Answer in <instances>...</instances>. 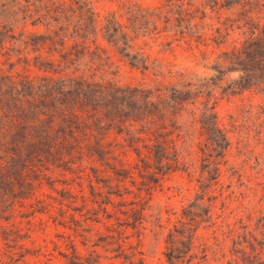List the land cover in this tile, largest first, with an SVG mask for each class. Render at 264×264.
Wrapping results in <instances>:
<instances>
[{
	"label": "rangeland",
	"instance_id": "374dc122",
	"mask_svg": "<svg viewBox=\"0 0 264 264\" xmlns=\"http://www.w3.org/2000/svg\"><path fill=\"white\" fill-rule=\"evenodd\" d=\"M91 1L102 20L111 12L121 17L130 2L164 10L168 4L167 0ZM204 3L199 4L201 10ZM244 10L239 6L217 13L208 8L200 39L173 30L140 37L134 46L162 63L214 78L210 99L204 95L201 101L214 107L231 140L217 180L204 175L206 167L200 160L197 172L180 168L156 182L133 152L123 163L111 165L0 168V264H264V90L228 89L239 73H227L219 80L213 68L223 51L249 36L237 24ZM197 15L201 23L202 14ZM218 16L225 23L220 32L211 26ZM259 20L264 22V14ZM26 29L45 31L31 24ZM100 43L118 65L121 84L156 83L150 71L131 66L109 44L101 39ZM0 49L1 72L33 78L49 71L38 61L52 59L47 49L29 47L23 54L27 59L15 54L9 42ZM190 235L195 237L191 249ZM168 246L176 247L173 262L166 255Z\"/></svg>",
	"mask_w": 264,
	"mask_h": 264
},
{
	"label": "trees",
	"instance_id": "16d2710c",
	"mask_svg": "<svg viewBox=\"0 0 264 264\" xmlns=\"http://www.w3.org/2000/svg\"><path fill=\"white\" fill-rule=\"evenodd\" d=\"M167 1L166 10L130 2L121 17L111 12L102 20L91 0H0V47L9 42L25 59L29 47L47 49L52 56L38 60L40 68L49 70L44 75L32 78L0 71V168L111 165L123 163L133 152L153 181L180 168L195 173L200 160L204 175L217 180L231 140L214 107L201 101L204 95L210 99L214 78L162 63L135 50V40L173 30L200 39L208 8L218 13L242 6L246 14L237 24L249 36L223 51L222 61L213 67L215 77L239 73L228 89L264 90V22L259 20L264 0ZM29 24L45 31L30 32ZM216 24H211L212 30L220 32L225 23L218 16ZM100 39L131 66L150 71L156 83L121 84L119 67ZM194 239L190 235L189 249ZM175 252L176 247L168 246L169 261L178 257Z\"/></svg>",
	"mask_w": 264,
	"mask_h": 264
}]
</instances>
